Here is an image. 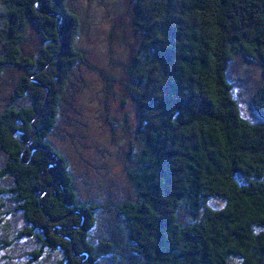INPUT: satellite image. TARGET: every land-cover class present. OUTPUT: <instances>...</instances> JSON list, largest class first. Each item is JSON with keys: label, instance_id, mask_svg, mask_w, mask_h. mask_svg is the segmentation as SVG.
<instances>
[{"label": "trees", "instance_id": "trees-1", "mask_svg": "<svg viewBox=\"0 0 264 264\" xmlns=\"http://www.w3.org/2000/svg\"><path fill=\"white\" fill-rule=\"evenodd\" d=\"M131 3L134 196L114 207L122 231L96 236L107 206L79 199L49 140L71 71L86 64L80 19L66 0H0V78L18 74L0 111V263L18 264L6 254L28 242L24 264H264V79L246 100L252 121L228 75L243 57L264 78V0ZM32 29L42 44L25 52Z\"/></svg>", "mask_w": 264, "mask_h": 264}, {"label": "rangeland", "instance_id": "rangeland-1", "mask_svg": "<svg viewBox=\"0 0 264 264\" xmlns=\"http://www.w3.org/2000/svg\"><path fill=\"white\" fill-rule=\"evenodd\" d=\"M66 2L80 19L75 45L84 55L86 64L79 63L71 71L62 94L57 125L49 140L66 157L79 199L107 206L98 213L94 235L100 236L111 228L122 231L114 207L122 198L134 196L127 171L133 166L130 155L139 149L135 138L137 115L124 88L128 83L125 65L137 42L129 24L133 6L131 0ZM41 44L33 29L27 31L25 52H36ZM257 65L236 57L228 70L242 113L252 121L259 119L256 115L254 119L246 100L264 79ZM17 75L16 71H7L0 78V111ZM1 156L0 153V160ZM13 207L14 204L8 202L7 210L13 214L7 217L20 227L24 221L12 211ZM113 236L119 241L117 234ZM27 244L19 242L14 245L13 254L6 255L24 264L25 258L16 256L22 255ZM2 254L0 251V257ZM52 257L48 258L49 264H53ZM120 257L126 259L128 255L121 251ZM1 261L6 263V260Z\"/></svg>", "mask_w": 264, "mask_h": 264}]
</instances>
